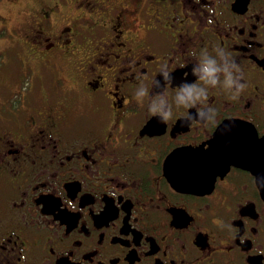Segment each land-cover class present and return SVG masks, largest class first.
<instances>
[{
    "label": "flooded vegetation",
    "instance_id": "flooded-vegetation-1",
    "mask_svg": "<svg viewBox=\"0 0 264 264\" xmlns=\"http://www.w3.org/2000/svg\"><path fill=\"white\" fill-rule=\"evenodd\" d=\"M0 28V264H264V0H0Z\"/></svg>",
    "mask_w": 264,
    "mask_h": 264
},
{
    "label": "rangeland",
    "instance_id": "rangeland-1",
    "mask_svg": "<svg viewBox=\"0 0 264 264\" xmlns=\"http://www.w3.org/2000/svg\"><path fill=\"white\" fill-rule=\"evenodd\" d=\"M6 31V28H0V32L4 33ZM5 52V54H7L6 57L4 55H0V65L3 64L4 69L8 71H1L0 78L4 77V79L7 81V86H3V89L0 88V93L2 94L0 97V102H3L6 97L11 96L12 92L17 90L18 85L24 84L23 80H21L23 77L20 75V71L14 70L13 66H11L12 62H16L15 57L13 55H8L7 51ZM18 97L19 94L16 93V95H14L11 100H18Z\"/></svg>",
    "mask_w": 264,
    "mask_h": 264
},
{
    "label": "clouds",
    "instance_id": "clouds-1",
    "mask_svg": "<svg viewBox=\"0 0 264 264\" xmlns=\"http://www.w3.org/2000/svg\"><path fill=\"white\" fill-rule=\"evenodd\" d=\"M211 63H212V62H209L210 65H211ZM236 67H237V71H239L238 66H236ZM204 71H205L206 73H208L209 77L211 78V77L214 76V73H215L216 69H215L214 67H206V68L204 69ZM211 82H212L213 84H215V80H214V79H212ZM232 83H233V80H232L231 77H229V80H228V84H229V86H231ZM243 87H244L243 85H238L239 90L234 94V96H235V95H238V94H239V91L242 90ZM150 110L153 112V114H155V110H154V109H151V108H150ZM170 117H171V112L164 113V114L162 115V119H163V121H167Z\"/></svg>",
    "mask_w": 264,
    "mask_h": 264
}]
</instances>
